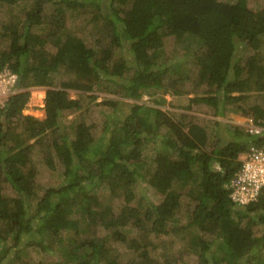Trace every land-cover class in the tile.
<instances>
[{
	"label": "trees",
	"instance_id": "obj_1",
	"mask_svg": "<svg viewBox=\"0 0 264 264\" xmlns=\"http://www.w3.org/2000/svg\"><path fill=\"white\" fill-rule=\"evenodd\" d=\"M77 13L90 14L93 44L67 26ZM166 36L173 37L179 59L166 56ZM241 45L254 52L242 58ZM263 47L264 6L253 9L247 0H33L21 14L0 20V70L16 74L21 89L0 107V177L15 193L1 192L0 181V263L10 247L47 251L52 240L65 242L62 231L82 230L90 233L80 242L68 237L62 248L71 264H120L106 245L110 239L138 253L127 264H174L155 255L148 236L195 227L200 235L192 251L199 264H264V188L237 205L223 186L239 155L260 137L228 124L226 139L208 147L204 126L186 112L203 105L219 116L239 110L249 93L264 96ZM186 83L207 89L195 90L177 119L137 102L149 88L187 94L180 86ZM30 86L47 88L43 119L22 113ZM70 88L81 90L88 104L82 97L69 100ZM98 91L113 96L96 101ZM123 97L136 100L130 112L105 120L98 139L83 120L61 122L64 111L92 103L121 110ZM250 111L254 123L264 125V98ZM149 143L158 147L146 158ZM35 153L62 177L37 199ZM142 180L159 201L132 189ZM127 225L135 237L128 238ZM97 229L107 232L99 236Z\"/></svg>",
	"mask_w": 264,
	"mask_h": 264
},
{
	"label": "rangeland",
	"instance_id": "obj_2",
	"mask_svg": "<svg viewBox=\"0 0 264 264\" xmlns=\"http://www.w3.org/2000/svg\"><path fill=\"white\" fill-rule=\"evenodd\" d=\"M33 0H24L19 4L14 5H6L0 3V20L9 19L10 15L13 13L21 14L24 12V9L31 6ZM249 7L253 9H259L264 6V0H247ZM52 7V6H51ZM51 11V8H48ZM90 14H79L72 15L67 20V26L72 28L73 30L81 33L83 39L90 44H93L96 40V26L95 24L89 20ZM95 28V29H94ZM165 43L164 47L166 49V56L171 60L179 59L174 54V39L172 36H166L164 38ZM6 44H3L5 46ZM264 48V47H263ZM258 50L262 55L264 54V49ZM254 51L244 45L240 46L239 54L242 55V58L245 56L252 54ZM116 54L121 56L122 51L117 50ZM243 62V61H242ZM6 72V71H4ZM9 75L1 74V83H0V106L5 102L6 98L15 92L20 91L21 89L16 87L11 88V79H9ZM60 75L57 76L55 84L59 86L60 84ZM8 82V83H6ZM184 92L187 94H179L174 95L169 91L156 90V89H145L143 91L142 97L137 102L143 104L145 106L158 107L163 110L169 112V114L177 119L183 112L180 105L182 103H186L190 96H193L195 90L198 92H202L207 89V85L205 83H201L199 85H193L192 83L180 85ZM30 92L29 99L25 105V108L22 110L23 114L31 115L38 119H43L45 116L44 112V97L46 87L41 86H30L26 88ZM5 93H1L4 92ZM98 95L96 101H99L102 97H112L113 94H109L106 91H98L94 92ZM66 96L69 100L79 101L82 97L84 99L85 96H82L83 93L78 89H67ZM250 94V93H249ZM248 94V97L243 101H240V109L235 111H226L223 115L214 116L212 112L205 111L206 108L203 105L193 106L191 110L186 111L187 114L190 115V119L192 122H196L202 126H204L206 133L208 134L207 144L206 146L212 147L217 143L219 138L225 140L227 135L225 126L230 124L231 126L236 125L241 127L242 129H247L248 125L253 123V114L250 111V107L253 102L258 101L264 96L259 94ZM85 100V99H84ZM88 98L84 101L85 104H88ZM124 103L121 107V110H110L107 108H103L102 110L94 105L93 103L90 105H85L82 109H69L63 112L61 117V122L63 124H69L70 122L75 121L76 119L83 120L84 123L89 125L91 128L92 134L96 139L104 135V122L109 119H117L123 118L124 114H128L130 112L131 105L134 104L136 100L123 97L121 99ZM87 102V103H86ZM124 112V113H123ZM155 147H158L157 144L149 143L146 150L145 156L149 158L150 155L155 151ZM150 154V155H149ZM33 163L36 168V183L38 185L37 193L35 199L41 197V195L45 192L48 187H53L59 185L62 177L60 176V169L51 170L46 167L43 163L41 157L35 153L33 155ZM3 176V175H2ZM1 185L3 189L1 192L6 193L10 196H13L15 193L11 190L6 181H4L3 177H0ZM132 189L137 194H142L146 197V200L149 201H159L160 197L157 195L152 187L147 184L146 180H142L138 183H134L132 185ZM108 192V191H107ZM184 200V201H183ZM183 204L187 202L185 196L182 198ZM120 202L118 200L114 201L115 210H118ZM180 217V215H178ZM179 221V220H178ZM182 221V220H181ZM125 231L127 232L128 238L135 237L138 232L134 227L127 225L125 227ZM107 231L102 229H97V235H104ZM90 232L79 231L78 233L74 231L64 230L61 232V237L65 239V242L56 243L52 240L51 250H43L33 245L26 246H17L10 247L8 254L2 258L0 264H26V263H36V262H44L45 264H71L68 262V258L64 254L62 248L66 246V244H70L71 241L68 240V237H71L72 240L82 241L85 236H87ZM200 235V230H197L195 227H191L189 229H181L178 232H171L166 235H149V244H154L156 247L153 249L155 255L158 258H171L174 264H199L197 261V254L192 251V246L194 240ZM9 245V243H8ZM108 247L112 248L118 258L120 264H127L132 259L137 258L139 255L137 252H134L130 249L127 243L114 241L112 239L107 240ZM223 252H219L222 254ZM164 256V257H163ZM0 253V258H1Z\"/></svg>",
	"mask_w": 264,
	"mask_h": 264
},
{
	"label": "built area",
	"instance_id": "obj_3",
	"mask_svg": "<svg viewBox=\"0 0 264 264\" xmlns=\"http://www.w3.org/2000/svg\"><path fill=\"white\" fill-rule=\"evenodd\" d=\"M1 74L9 75L11 88L16 89V74L12 73L8 67L0 70V78ZM1 93L4 94L5 91ZM247 131L256 137H260V140L249 144L247 149L239 155L237 170L223 183V186L229 189L230 200L237 205L255 199L264 188V125L252 123L248 125Z\"/></svg>",
	"mask_w": 264,
	"mask_h": 264
},
{
	"label": "clouds",
	"instance_id": "obj_4",
	"mask_svg": "<svg viewBox=\"0 0 264 264\" xmlns=\"http://www.w3.org/2000/svg\"><path fill=\"white\" fill-rule=\"evenodd\" d=\"M253 124H255L254 121H253ZM256 125H257V124H256ZM245 130L247 131V129H245Z\"/></svg>",
	"mask_w": 264,
	"mask_h": 264
}]
</instances>
